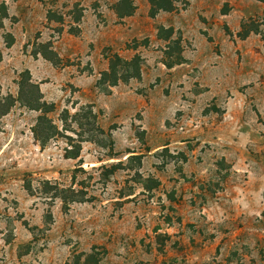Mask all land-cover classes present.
I'll use <instances>...</instances> for the list:
<instances>
[{
	"label": "rangeland",
	"instance_id": "1",
	"mask_svg": "<svg viewBox=\"0 0 264 264\" xmlns=\"http://www.w3.org/2000/svg\"><path fill=\"white\" fill-rule=\"evenodd\" d=\"M36 1L43 4L45 19L21 50L31 60L44 59L48 71L38 67L34 76L16 65L10 50L15 37L0 29V264H264V70L251 73L250 82L236 91L246 96L242 114L228 110L226 103L235 98L228 90L219 104L187 97L192 104L181 108L174 102L184 98L174 97L162 115L165 125L159 135L144 128L141 111L125 112L121 124L103 121V110L85 102L94 94L77 93L80 89L57 73L70 67L67 76L96 74L93 92L110 95L115 86L125 89L140 79L115 86L110 77L101 80L110 71L108 57L114 52L126 59L142 55L150 39L142 38L138 49L134 40L104 47L101 60L107 67L95 72L91 50L71 58L56 48L64 34L82 36L86 6ZM82 1L94 20L88 34H93L94 23L125 28L141 3L133 0L135 13L119 18L115 5L120 0ZM177 6L175 11L187 10L190 0L188 6ZM263 6L258 0L238 1L237 8L245 13L242 23L252 18L263 23ZM231 10L225 2L221 13ZM4 16L8 11L1 4L0 25ZM155 27L158 38L167 42L153 48L159 52L157 60L167 68L178 65L185 50L183 37L181 44L175 42L181 31ZM223 29L234 37L227 25ZM260 31L249 36L264 41V25ZM251 47L264 54L261 44ZM27 70L43 100L57 106L47 113L57 127L47 141L36 140L33 132L42 112L20 99L21 74ZM29 89L26 84L24 94ZM144 90L135 88L126 103L137 107ZM170 93L171 88L162 89L161 99ZM88 105L97 121L85 116ZM77 144L82 163L65 156ZM73 185L88 194L84 201L65 203L62 189Z\"/></svg>",
	"mask_w": 264,
	"mask_h": 264
},
{
	"label": "crops",
	"instance_id": "2",
	"mask_svg": "<svg viewBox=\"0 0 264 264\" xmlns=\"http://www.w3.org/2000/svg\"><path fill=\"white\" fill-rule=\"evenodd\" d=\"M238 1L242 0H190L187 10L161 11L152 18L149 16V4L146 0H141L137 15L127 19L125 28L118 26L112 28L104 24L99 26L94 23L93 34H88V24L94 20L84 3L86 1L59 0L58 6L64 3L74 5L76 2L86 6L82 36L64 34L56 42V48L62 57L72 58L91 50L89 58L93 61L95 72H97L98 67H101V70L107 67L106 61L101 60L104 47L126 45L134 39L142 38H149L151 46L141 49L145 59L141 79L125 84V89L121 85L115 86L110 95H98L97 92H93L96 74L89 76L79 74L71 77L65 75L67 70H70V67H66L59 74L57 73V77L75 84L80 89L77 92L79 94L93 93L94 98L85 102L94 104L95 110H103V121L110 119L112 122L121 124L125 122V112L141 111L144 116L141 122L150 135L161 133L165 125V118L162 115L171 107L170 101L175 99L174 97H183V100H177L174 103L181 108H188L192 103L186 101L187 97H194L199 103L214 101L219 104L223 94L232 90L235 98H230L226 103L228 110L235 114H242L245 110L246 96L236 91L250 82L251 73L256 75L259 70H264V54L259 49L251 47V44L264 46V41L257 35L249 36L245 40L237 38V33L241 30L242 17L245 15L243 9L237 8ZM225 2L231 3L232 10L223 14L221 9ZM1 4L6 5L8 17L3 19V26L0 29L15 37L16 42L10 50L14 54L16 65L21 64L22 67L30 69L34 76L38 67H41V70L46 68L48 71L49 68L44 63V59L31 60L28 51L25 53L21 50L25 40L32 33L41 30L43 19H45L43 4L36 0H0ZM200 16H205L207 22H204ZM155 25L173 27L181 31L185 45L184 63L167 68L163 61L157 60L159 52L153 48L163 47L167 42L158 38ZM225 25L234 33V37L225 32L223 29ZM114 30L119 33L115 35ZM209 37L213 40L210 41ZM91 43L93 45L90 49ZM138 52H141L140 49ZM240 56L244 59L240 60ZM152 84H154L153 87ZM166 87L171 88V93L163 101L160 93ZM133 88L145 89L144 93L137 98V107L126 103L131 97ZM83 102L81 101V104ZM190 121L195 120L190 118Z\"/></svg>",
	"mask_w": 264,
	"mask_h": 264
},
{
	"label": "trees",
	"instance_id": "3",
	"mask_svg": "<svg viewBox=\"0 0 264 264\" xmlns=\"http://www.w3.org/2000/svg\"><path fill=\"white\" fill-rule=\"evenodd\" d=\"M120 1H121L120 3H117L115 5V10L119 18L128 17L135 13L137 7L134 4L133 0H120ZM258 1L264 3V0H258ZM150 3H151L150 16L156 17V15L161 10L171 11V12L177 10L178 9L177 3H182L184 6H188L189 0H150ZM262 25H264V22L263 23L258 22L253 18L249 22L243 21L241 25V30L238 32V37L241 39H245L251 33L259 34L261 32L260 27ZM1 26H3V20L0 27ZM162 28L164 27H160V29ZM168 31H170V34L172 36L175 33L173 28L168 29ZM227 32L230 33L228 29ZM133 42L135 43L134 48L138 49L139 46L138 44L141 41L138 39H134ZM175 42L181 44L182 36L180 34ZM108 58L110 60V71L103 72L101 80L104 81L107 77H110L112 80L111 85L115 86L118 84L119 81L128 82L130 79L133 78L141 79L142 63H143L142 55L135 54L131 59H126L120 56L118 53L114 52ZM184 62L185 59L181 57L179 62H177V64H181ZM26 84L27 85L29 84L30 89L27 91V93L24 94V87ZM20 88H21L20 99L26 103V106H28L32 110H37L42 112V114L38 117L37 125L33 130L36 140H41V138H44V141L49 140V138H51L54 135L55 133L54 131H57V127L54 125L53 120L47 115V113L55 111L57 108L56 104L48 103L43 100L44 97L40 91L39 85L33 82L32 76L28 70L22 72L21 74ZM86 108L89 111L86 112L85 116L87 117V115L89 116L92 115L95 121H97V115L93 112V106L88 105ZM7 112L8 110L5 111L3 114H6ZM63 121L65 120L63 119ZM96 130L101 132L102 134H106L103 131V129H101L98 125L96 126ZM65 151H66L65 153L66 158H73V159L80 158V162L81 163L83 162V159L81 158V151H82L81 144L72 145L71 149H66ZM73 180L75 183L76 177H73ZM47 184L50 183L47 182ZM62 194L63 195L61 196V198L65 203L66 202L68 203V202H75L82 200L84 201L85 200L84 198L87 196L88 193L85 189H80V190L75 189L73 185L72 187L63 188Z\"/></svg>",
	"mask_w": 264,
	"mask_h": 264
}]
</instances>
